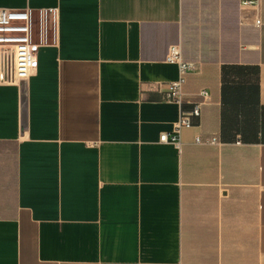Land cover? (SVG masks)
<instances>
[{
	"label": "crops",
	"instance_id": "1",
	"mask_svg": "<svg viewBox=\"0 0 264 264\" xmlns=\"http://www.w3.org/2000/svg\"><path fill=\"white\" fill-rule=\"evenodd\" d=\"M0 8H30L37 45L0 82V264H264V0Z\"/></svg>",
	"mask_w": 264,
	"mask_h": 264
},
{
	"label": "built area",
	"instance_id": "2",
	"mask_svg": "<svg viewBox=\"0 0 264 264\" xmlns=\"http://www.w3.org/2000/svg\"><path fill=\"white\" fill-rule=\"evenodd\" d=\"M31 9L0 8V82L5 84L15 83L26 79L37 63V45L32 41ZM167 61L177 63L180 77L168 83H160L165 92L163 99L178 105L183 103L182 84L184 73L191 69V63L182 59L179 45H171L168 49ZM200 95L206 96L204 90ZM200 114V103H195L188 110L180 112L179 119L173 132L161 133L159 139L162 142H178V131L182 127L191 125V117ZM208 142H215L214 138Z\"/></svg>",
	"mask_w": 264,
	"mask_h": 264
}]
</instances>
